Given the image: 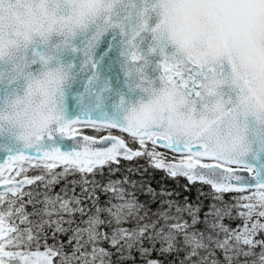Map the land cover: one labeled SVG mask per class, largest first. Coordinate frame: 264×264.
Masks as SVG:
<instances>
[{
  "label": "snow or ice",
  "instance_id": "obj_1",
  "mask_svg": "<svg viewBox=\"0 0 264 264\" xmlns=\"http://www.w3.org/2000/svg\"><path fill=\"white\" fill-rule=\"evenodd\" d=\"M0 264H264V0H0Z\"/></svg>",
  "mask_w": 264,
  "mask_h": 264
},
{
  "label": "trees",
  "instance_id": "obj_2",
  "mask_svg": "<svg viewBox=\"0 0 264 264\" xmlns=\"http://www.w3.org/2000/svg\"><path fill=\"white\" fill-rule=\"evenodd\" d=\"M132 168H146L147 172L144 174L134 173L133 179H141L147 183H150L152 187L160 190L162 188H166L172 191L177 192L178 196L188 194L193 199H196L199 195V191L197 187H189L185 188V181L183 178L172 179L166 176L163 172L158 170H153L148 168L147 162L143 159L132 162H125L124 168L121 170V174H125V169ZM204 193L208 192V189L205 187L202 189ZM146 197L141 196V199H145ZM206 203L208 201H205Z\"/></svg>",
  "mask_w": 264,
  "mask_h": 264
}]
</instances>
